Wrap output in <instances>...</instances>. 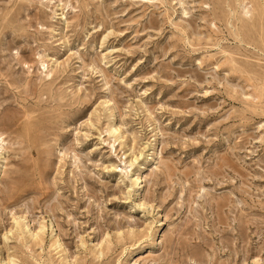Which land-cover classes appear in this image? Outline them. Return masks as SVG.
Returning <instances> with one entry per match:
<instances>
[{"label":"rangeland","instance_id":"rangeland-1","mask_svg":"<svg viewBox=\"0 0 264 264\" xmlns=\"http://www.w3.org/2000/svg\"><path fill=\"white\" fill-rule=\"evenodd\" d=\"M0 264H264V0H0Z\"/></svg>","mask_w":264,"mask_h":264},{"label":"bare ground","instance_id":"bare-ground-1","mask_svg":"<svg viewBox=\"0 0 264 264\" xmlns=\"http://www.w3.org/2000/svg\"><path fill=\"white\" fill-rule=\"evenodd\" d=\"M114 131H117L116 129H114ZM142 178V177H141ZM141 180V179H140ZM139 179H137V183L139 184L141 181ZM137 184V186H138ZM137 206V205H136ZM139 207L143 206V204H138Z\"/></svg>","mask_w":264,"mask_h":264}]
</instances>
